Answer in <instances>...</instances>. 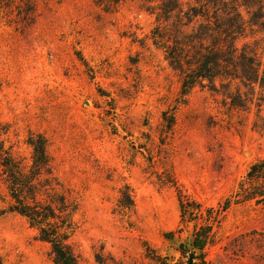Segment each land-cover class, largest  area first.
Listing matches in <instances>:
<instances>
[{
	"label": "rangeland",
	"instance_id": "obj_1",
	"mask_svg": "<svg viewBox=\"0 0 264 264\" xmlns=\"http://www.w3.org/2000/svg\"><path fill=\"white\" fill-rule=\"evenodd\" d=\"M154 6L0 0V144L27 169L29 135L47 138L41 183L78 207L69 243L81 264H264V202L235 203L264 159V88L220 77L181 94L182 73L154 39ZM245 44L263 59L264 29L248 28ZM6 208L0 168V264H56ZM207 223L200 253L189 243Z\"/></svg>",
	"mask_w": 264,
	"mask_h": 264
},
{
	"label": "trees",
	"instance_id": "obj_2",
	"mask_svg": "<svg viewBox=\"0 0 264 264\" xmlns=\"http://www.w3.org/2000/svg\"><path fill=\"white\" fill-rule=\"evenodd\" d=\"M145 1L155 5L154 13L160 23L154 31L156 44L182 73L181 94H188L197 85H206V81L212 84L220 77L264 88V58L250 44L242 48L237 45L248 28L264 29V0ZM173 121L172 116L170 126ZM27 143L32 148L27 169L12 151L0 144V168L7 183L6 209L25 217L38 231L39 238L50 244L56 264H81L69 243L78 207L67 195L41 183L43 173L50 167L47 138L31 133ZM251 200L264 202V159L253 163L239 182L235 203ZM231 201H226L223 210ZM179 202L184 219L188 203L182 197ZM120 203L125 207L133 205L129 190L123 191ZM211 230V224L200 225L192 235L190 247L202 253ZM180 246L183 250L188 247L185 243ZM158 261V264H181L162 258Z\"/></svg>",
	"mask_w": 264,
	"mask_h": 264
},
{
	"label": "water",
	"instance_id": "obj_3",
	"mask_svg": "<svg viewBox=\"0 0 264 264\" xmlns=\"http://www.w3.org/2000/svg\"><path fill=\"white\" fill-rule=\"evenodd\" d=\"M194 254L190 255V262H192V258H193Z\"/></svg>",
	"mask_w": 264,
	"mask_h": 264
},
{
	"label": "built area",
	"instance_id": "obj_4",
	"mask_svg": "<svg viewBox=\"0 0 264 264\" xmlns=\"http://www.w3.org/2000/svg\"><path fill=\"white\" fill-rule=\"evenodd\" d=\"M218 264H220V263H218Z\"/></svg>",
	"mask_w": 264,
	"mask_h": 264
}]
</instances>
